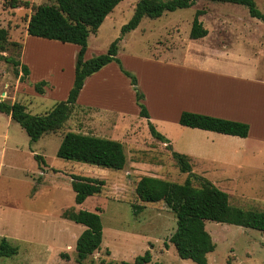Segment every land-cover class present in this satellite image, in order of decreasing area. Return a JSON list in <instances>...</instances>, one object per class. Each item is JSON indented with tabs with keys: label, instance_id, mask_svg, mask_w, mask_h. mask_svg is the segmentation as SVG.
Returning <instances> with one entry per match:
<instances>
[{
	"label": "rangeland",
	"instance_id": "rangeland-1",
	"mask_svg": "<svg viewBox=\"0 0 264 264\" xmlns=\"http://www.w3.org/2000/svg\"><path fill=\"white\" fill-rule=\"evenodd\" d=\"M17 1L28 5L12 9L0 0V28L8 31L9 43H18L17 47L8 43L0 51L4 57L0 58V101L18 102L29 114L42 115L66 99L73 84L78 46L62 47L60 42L31 37L25 32L36 7L53 0ZM136 2L122 0L96 34L89 35L85 60L104 54L121 36V27L131 19ZM254 2L264 14V0ZM196 11L203 12L199 20L208 31L199 41L189 39ZM248 31L254 42L264 45V22L250 18L246 7L206 0H198L187 9L166 12L157 19L143 18L118 42L119 64L112 62L86 79L61 129L31 142L17 123L0 113V241L4 238L17 248L16 255L0 257V264H78L75 242L84 227L65 218L64 212H95L96 208L100 209L102 242L83 264H132L146 251L151 254L148 264H194L181 260L169 243L176 225L174 214L164 203H143L135 194L141 177L182 184L188 176L179 172L167 143L152 137L149 124L173 151L189 156L191 173L226 192L231 205L264 211V147L257 152L250 142L204 143L191 129L180 126L177 119L194 98L189 93L203 90L199 83L192 82L194 78L201 79L192 71L202 67L181 65L183 57L202 64L204 59L200 57L208 53L217 38L225 43L241 41ZM40 43L63 50L59 53L57 48ZM240 54L234 64L241 77L264 79V58L258 56L260 68L255 70L252 53L243 50ZM6 58L26 65L30 70L28 78L23 79L20 67L15 68ZM210 64L217 66V62ZM120 66L136 78L148 119L139 117L134 91ZM42 80L48 86L41 95L34 91V85ZM233 89L238 100L236 108L248 119L250 92L256 88L235 83ZM68 132L120 142L126 157L124 168L114 171L57 158V149ZM71 175L100 179L105 185L100 194L77 206ZM133 206L143 208L134 215ZM205 230L215 245L207 255V264H264V235L259 231L210 221L205 222Z\"/></svg>",
	"mask_w": 264,
	"mask_h": 264
},
{
	"label": "trees",
	"instance_id": "trees-1",
	"mask_svg": "<svg viewBox=\"0 0 264 264\" xmlns=\"http://www.w3.org/2000/svg\"><path fill=\"white\" fill-rule=\"evenodd\" d=\"M196 1L198 0H137L131 19L121 27V36L110 44L104 54L89 60L84 59L89 35L96 34L105 18L122 0H53L51 4L39 5L27 21L26 33L31 37L79 47L75 56L72 87L64 101L55 104L52 109L42 115H31L21 103L10 104L5 101H0V113L6 114L17 123L31 142H36L43 135L61 129L76 105L85 80L112 62L119 64L116 57L117 44L125 34L135 30L143 18L157 19L166 12L190 8ZM206 1L244 6L250 18L264 22V14L258 10L254 0ZM4 3L12 9L28 5L27 2L17 0H4ZM202 14V11H196L194 14L189 31L191 40L202 39L207 35V30L199 21ZM8 43V31L0 28V51H4ZM9 44L13 47L18 46V43L14 42ZM0 58L4 57L0 56ZM5 61L12 63L15 68L20 67L22 78H28L29 69L26 65L9 58ZM120 70L129 79L134 91L139 117L148 119L149 115L143 104L144 96L137 86L136 78L122 66ZM47 86L46 81H39L34 85V91L42 95ZM178 124L185 128L240 138H246L249 131L246 123L188 111L180 113ZM148 126L153 138L167 143V149L179 172L187 173L188 176L182 184L155 177H141L135 186V194L143 203H164L174 214L176 225L169 237V243L181 260L191 261L194 264H207V255L214 251L215 245L205 230L206 221L252 229L264 235V211L246 210L231 205L226 192L219 190L207 179L191 173L189 157L173 151L167 140L151 124ZM56 156L62 160L114 171L122 170L126 163L124 148L120 142L73 132H68L63 136ZM34 158L40 163L43 162V159L37 155ZM70 179L71 188L75 194L74 202L77 206L82 205L88 197L100 194L105 185L103 180L91 177L71 175ZM142 208L133 206V214L137 215ZM99 212V208H96L95 212L85 210L64 212L65 218L84 227L75 242L76 263L78 264H83L84 260L100 249L102 223ZM16 254L17 248L11 246L6 239H1L0 257L9 258ZM150 261L151 254L146 251L142 256L135 257L132 264H148ZM120 264L130 263L121 262Z\"/></svg>",
	"mask_w": 264,
	"mask_h": 264
},
{
	"label": "crops",
	"instance_id": "crops-1",
	"mask_svg": "<svg viewBox=\"0 0 264 264\" xmlns=\"http://www.w3.org/2000/svg\"><path fill=\"white\" fill-rule=\"evenodd\" d=\"M247 35L248 36H246V38L244 37V39H242L241 41H236V42L230 41L228 43L222 42L221 39L217 38L215 40V45L208 47V53L200 57L204 59V61H202L203 62L202 64L197 63L196 60L193 61L190 60L189 58L183 57V59L181 60V62L183 63H181V65L187 67L198 65V67H202L201 70L199 71H192L195 75L196 73L199 74L200 75L199 77L201 78V79L194 78L195 80L192 82L199 83V85H201L203 90L199 92L193 91L189 93L191 95L194 94V98L192 101L187 103L188 104L186 108L187 111L196 114L207 115L215 118L247 123V125L249 126V131L246 138L228 136L214 132L199 130V129H191L190 132L191 133L195 132L196 134H198V136L202 137V141L204 143H209V144H213V143L216 144L220 142L222 144L227 145V143L231 141H238L236 143H242V144L246 142H250L253 145V147L258 149L257 152H259L260 149L262 150V148L264 147V79L256 76H252V77L250 76L249 78L245 79L244 77H241V74L237 72L238 70L235 68L236 66L234 64V62H236L234 58L240 60L241 51L247 50L249 54L252 53L251 56L253 57L254 59L253 61L255 62L254 69L257 70L260 68V63H259L260 59L258 56L264 58V45L254 42L252 36H249L250 35L249 31L247 32ZM204 38L198 39V41L203 40ZM40 45H45L51 49L53 47L57 48L59 53L61 52V50H63L60 46L57 47V45H48L45 43H40ZM62 47H67V46L63 44ZM212 61L217 62L216 67L210 64V62ZM222 61H225L223 65H222ZM187 62H192L193 64L189 65ZM108 65H106L103 68L108 67ZM235 83L251 84L252 87L256 88L255 90L251 89L250 92L248 119L246 118L244 113L239 112L240 109L238 111L236 108V104L238 103V100L235 98L234 95L235 89H233V84ZM112 111L118 113L120 112L118 110H112ZM179 116L177 119H179ZM188 139L192 141L190 137H188ZM236 153L237 152H235V154ZM210 160L214 161V158Z\"/></svg>",
	"mask_w": 264,
	"mask_h": 264
}]
</instances>
